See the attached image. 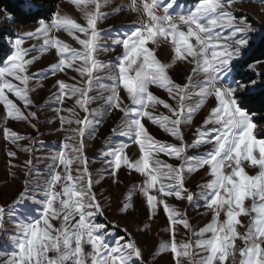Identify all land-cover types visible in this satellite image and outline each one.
<instances>
[{
    "label": "snow or ice",
    "instance_id": "6c2138e0",
    "mask_svg": "<svg viewBox=\"0 0 264 264\" xmlns=\"http://www.w3.org/2000/svg\"><path fill=\"white\" fill-rule=\"evenodd\" d=\"M108 2L72 0L81 12L84 24L59 12L54 13L50 21L40 19L34 30L15 39L13 53L7 57L5 65L0 66V103L6 117L24 121L36 118L35 112L25 113L8 93L22 102L24 109L32 107L29 82L33 77L27 66L35 57L27 59L29 49L21 45L24 38L42 37L43 47L54 48L57 53V63L50 66L53 74L72 69L79 74L83 85L78 87L58 80L59 91L55 98L60 103L65 97L74 98L76 106L85 113L83 119L73 120L77 113L66 109L70 116H61L62 125H78L72 132L78 134L81 141L79 146L65 144L52 157L43 198L30 197L28 181L25 180V190L16 200L7 207L0 206V231L3 230L5 213L9 219L19 217L11 242L13 251L6 264H137L142 259V250L133 240L125 242L120 238L110 244L101 234L102 226L95 223V216L102 215L103 209L92 190L94 181L87 160L83 158L82 138L99 124L98 116L114 109L123 115L119 121L121 127L119 130L113 128V136L109 139L124 136L134 140L140 155L135 160L129 159L126 143H106L105 163L113 175L124 165L144 177L139 191L146 198L150 211L163 205L171 235L169 241L162 242L159 247L170 251L176 264H182L185 258L189 264H225L229 258L235 264L236 241L241 240L239 264H264V139H257L254 135L256 124L244 107L249 85L243 82V78L236 80L234 70L242 50L248 47L251 25L244 18L237 20L228 10L234 0H198L186 12L177 15L170 14L174 3H165V0H139V4L138 0H131V10L139 13L142 9L146 18L141 19L124 38L114 41L123 47L122 55L117 57V70L106 77L111 83L101 86L107 95L93 97L90 95L92 85L98 82L94 72L111 67V62L105 64L94 55L101 47L97 25L108 15L101 9ZM159 8H163V14L157 13ZM54 30L67 32L81 48H73L51 36ZM225 30L229 35H224ZM162 41L171 45L172 57L168 62H162L157 56L156 49ZM177 61L193 65L184 84L176 83L170 75ZM255 67V64L249 65L250 69ZM198 75L203 79L193 83V77ZM251 84L255 85L256 81ZM151 86L167 91L175 106L154 95ZM192 88L198 91L192 93L189 91ZM121 91L126 94L128 103L124 102ZM194 98L197 102L189 103ZM209 98H214L216 105L196 128L189 143L184 139L182 127L192 123L195 113ZM97 99L104 100L102 108L90 109L88 105ZM158 105L167 109L169 114H155ZM145 119L158 125L178 143L155 139L145 126ZM3 132L5 139L13 143L27 138L7 127ZM69 148L71 152L66 151ZM189 149L202 150L190 155ZM24 150L31 151L27 147ZM160 154L175 158L179 163L168 164L159 158ZM8 155L14 157L16 153L9 152ZM74 162L83 165L75 169V173L71 167ZM245 162L258 169L255 175L245 170ZM26 163L31 167L32 160ZM200 169H205L210 178L200 185L198 193H192L184 187L185 176ZM185 193L189 202L200 196L211 211V220L198 231L191 229L183 214L165 199L171 196L183 199ZM29 198L34 204L41 205L35 217L27 209L21 212L19 207ZM127 199L130 200V195ZM249 200L251 206L247 207L245 202ZM241 216L251 217L244 233L237 230L238 225L243 227ZM53 221H59V227ZM177 224L192 232L189 240L176 241ZM85 245L90 246V252L85 251Z\"/></svg>",
    "mask_w": 264,
    "mask_h": 264
},
{
    "label": "rangeland",
    "instance_id": "374dc122",
    "mask_svg": "<svg viewBox=\"0 0 264 264\" xmlns=\"http://www.w3.org/2000/svg\"><path fill=\"white\" fill-rule=\"evenodd\" d=\"M197 2L198 0H165V3H174V9L170 10L172 15H177L182 11L186 12L188 8L194 6ZM228 10L234 13L237 20L244 18L251 25L252 31L247 36L248 47L242 50L241 60L245 52L250 48V42L256 41L264 33V0H234L232 7ZM101 11L108 15L106 18L101 19L97 25V30L101 33L98 40L101 47L96 50L94 55L97 60L105 64L111 62V67L94 72L98 82L92 85L93 90L90 95L93 97L107 95L101 86L110 84L111 81L107 80L106 77L117 70L116 66L119 63L117 57L122 55L123 47L121 44H115L114 41L124 38L127 33L135 29L141 19L146 18L142 9L139 13L131 10V0H109L107 6L103 7ZM57 12L72 17L78 23H85L80 10L72 3V0H62L56 7L55 13ZM157 13L163 14V8L157 9ZM51 18L46 21H50ZM38 22L27 25L15 24L7 13L0 10V30L6 32L3 40L11 45V52L8 56L14 51L15 39L23 37V34L28 31L34 30L38 26ZM50 35L58 37L73 48H81L79 43L63 30H54ZM76 35L85 38L80 33H76ZM224 35H229L228 30L224 31ZM21 47L29 49L26 56L27 59L35 57L33 62L27 66L28 73L33 77L29 82V88L32 89L30 92L32 107L24 109L23 103L17 100L15 96L11 93H8V96L25 113L27 111L35 112L36 118L30 119V121L8 119L5 115L4 106L0 103V206L5 207L12 204L19 193L25 190V180L28 181L29 196L34 195L38 200L43 198V186L47 182L49 166L53 163L52 157L63 149L65 144L79 146L81 141V137L72 132V129L78 128V125L76 123H64L62 125L61 116L65 118L70 116L66 109H73L77 113V116L72 117L73 120L76 118L83 119L85 115L83 110L76 106L74 98L65 97L63 103L58 102L55 98L59 91L58 80L64 81L66 84H77L78 87H82L79 74L72 69H66L64 72L57 71L53 74L50 66L57 63V53L54 48L43 47L42 37L24 38ZM156 52L162 62L171 60L172 51L168 42L162 41ZM6 62L7 58L0 63V66H4ZM255 65V69L248 67V70L256 76H260L261 73H264V61L255 63ZM192 67L193 65L187 61H177L170 70V75L176 83L184 84L187 82V77L191 73ZM237 69L236 63L235 72ZM86 78L84 77V79ZM202 79V75L194 76L193 83ZM13 83L19 82L13 81ZM150 91L175 106V101L170 99L164 89L151 86ZM189 91L195 93L198 89L192 88ZM121 96L124 102L128 103L127 96L123 91H121ZM196 102V98L189 101L192 104ZM103 105L104 100L97 99L89 104L88 107L90 109H101ZM215 105V99L209 98L204 106L195 113L192 123L182 127L185 141L190 143L193 140V133L196 128L202 124L205 116ZM160 113L169 114L167 109H164L162 105H158L155 114ZM122 115L119 110L115 109L104 111L102 116L97 117L100 120L99 124L87 131L82 138L84 144L83 158L87 160V167L94 181L92 190L103 209L102 215L98 214L95 216V223L102 226L101 234L106 236L107 242L110 244H115L116 240L120 238H123L125 242L129 239L133 240L142 250V259L137 264H176L171 252L164 251L159 247L162 242L170 239V222L163 210V205L153 211L149 210L146 198L139 191V185L144 177L124 165L117 169L115 175H113L111 174L112 169L105 163L103 153L107 150L106 143L113 145L118 142L126 143L128 147L125 151L129 159L135 160L139 158V146L135 144L134 140L124 136H116L109 139L113 136L112 129L117 128L119 130V127H121L119 121ZM143 122L155 139L170 144L178 143L174 137L163 131L158 125L146 119ZM32 125H35V127ZM5 127L27 138L13 143L5 139L3 132ZM263 132L264 124H256L254 135L257 139H264V137H261ZM26 147L30 148L31 151H25L24 148ZM201 150L189 149L188 151L191 155ZM66 151L71 152V148L66 149ZM9 152H14L16 155L10 157L8 155ZM159 158L168 164L177 165L179 163L175 158H170L164 154H160ZM29 159L32 160L31 167L26 163ZM108 159H111V157H108ZM82 166V162H74L71 167L75 173V169ZM243 166L251 175H255L258 171L257 168L249 166L247 162ZM60 170H62V166ZM29 172L30 175H26ZM209 178L206 170L200 169L185 176L184 187L192 193H198L200 185ZM95 181H98V183ZM129 195L130 200L127 199ZM183 195V199H177L175 196L166 197L165 199L171 207L183 214V218L187 219L191 229L198 231L211 220V211L206 207L205 201L200 196H195L189 202L186 193ZM126 204L129 206L125 207ZM245 204L250 207L251 201H246ZM19 207L21 212L27 209L33 217L37 216L41 209V205L34 204L30 198ZM18 219L19 217L9 219L8 214L5 213L3 230L0 231V264H6L11 257L13 251L11 242L14 239L13 233L15 232V225ZM240 220L243 227L238 225L237 230L244 233L251 217L241 216ZM53 224L59 227L60 222L53 221ZM175 228V239L177 242L187 241L192 237V232L185 229L182 224H177ZM240 247H243V241L237 240L235 264H239L238 249ZM85 251L90 252V246L85 245ZM193 259H199V257H193ZM182 264H189L188 259L185 258ZM225 264H233V261L229 258Z\"/></svg>",
    "mask_w": 264,
    "mask_h": 264
},
{
    "label": "trees",
    "instance_id": "16d2710c",
    "mask_svg": "<svg viewBox=\"0 0 264 264\" xmlns=\"http://www.w3.org/2000/svg\"><path fill=\"white\" fill-rule=\"evenodd\" d=\"M62 0H0V10L9 15L11 21L19 25H27L40 19L49 20ZM6 32L0 30V63L11 52V45L4 41ZM264 61V33L256 41L250 42V48L237 63L236 80L249 85L245 110L253 117L257 125L264 124V75L256 76L248 70L249 65ZM256 81L255 85L251 81ZM264 137V132L262 136Z\"/></svg>",
    "mask_w": 264,
    "mask_h": 264
},
{
    "label": "bare ground",
    "instance_id": "6f19581e",
    "mask_svg": "<svg viewBox=\"0 0 264 264\" xmlns=\"http://www.w3.org/2000/svg\"><path fill=\"white\" fill-rule=\"evenodd\" d=\"M124 1H129V0H124ZM122 3H123V1H122Z\"/></svg>",
    "mask_w": 264,
    "mask_h": 264
}]
</instances>
